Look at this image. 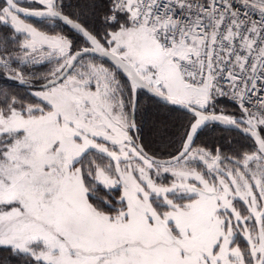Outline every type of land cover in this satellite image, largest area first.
Here are the masks:
<instances>
[{"label":"snow or ice","instance_id":"1","mask_svg":"<svg viewBox=\"0 0 264 264\" xmlns=\"http://www.w3.org/2000/svg\"><path fill=\"white\" fill-rule=\"evenodd\" d=\"M77 7L0 2V248L18 264H264V0ZM142 90L190 116L163 155L141 140ZM209 126L251 150L197 144Z\"/></svg>","mask_w":264,"mask_h":264},{"label":"trees","instance_id":"2","mask_svg":"<svg viewBox=\"0 0 264 264\" xmlns=\"http://www.w3.org/2000/svg\"><path fill=\"white\" fill-rule=\"evenodd\" d=\"M2 2V0H0ZM66 5H71L72 8L79 12L80 8L77 5H82L85 0H64ZM107 3L108 0H103ZM68 12V9H65ZM88 12L91 23L98 29H103L100 16L102 15L100 9H96L95 14L85 9ZM6 30V29H5ZM63 31L70 37L78 40L74 34L69 31L68 27H64ZM36 72L47 71L45 67H37L34 69ZM123 78V77H122ZM15 87V84L11 81L8 82ZM23 90V89H21ZM142 104L141 111L137 114V124L141 133V140L145 144L146 150L150 154L163 155L166 151H171L173 148L167 147L168 140H176L179 135L180 126L185 124L190 118L189 114L185 111L179 110L172 106H162L161 103L150 96L143 90L138 94ZM217 109H223L227 114H232L238 111L237 105L229 98L218 97L216 98ZM165 121L167 124V137L165 140L159 139L154 135V126L159 121ZM197 144L207 146L209 148L213 146L221 147L222 151L229 155L235 154L236 149L249 150L248 141L238 131L225 132L223 128L218 126L206 127L199 135ZM120 195V194H119ZM118 195V196H119ZM117 196V198H118ZM0 264H18L15 257L10 253L0 248Z\"/></svg>","mask_w":264,"mask_h":264},{"label":"water","instance_id":"3","mask_svg":"<svg viewBox=\"0 0 264 264\" xmlns=\"http://www.w3.org/2000/svg\"><path fill=\"white\" fill-rule=\"evenodd\" d=\"M144 92H146V90H143ZM147 93V92H146ZM150 96H152V97H154L152 94H150V93H148ZM155 98V97H154ZM155 99H157V98H155ZM158 100V99H157ZM169 106H172V107H175V108H177V109H179V110H182V111H185V112H187L184 108H183V106H180V105H169ZM188 113V112H187Z\"/></svg>","mask_w":264,"mask_h":264},{"label":"rangeland","instance_id":"4","mask_svg":"<svg viewBox=\"0 0 264 264\" xmlns=\"http://www.w3.org/2000/svg\"><path fill=\"white\" fill-rule=\"evenodd\" d=\"M29 22H32V21H29ZM250 150H251V149H249V151H250ZM119 194H121L120 190H117V191H114V192H113V195L116 196V197H117ZM118 197H119V196H118ZM109 199H111V197H109ZM241 246H242V247L244 246V245H243V242H241Z\"/></svg>","mask_w":264,"mask_h":264},{"label":"built area","instance_id":"5","mask_svg":"<svg viewBox=\"0 0 264 264\" xmlns=\"http://www.w3.org/2000/svg\"><path fill=\"white\" fill-rule=\"evenodd\" d=\"M225 90H227V85H225ZM225 98H229V97H225ZM230 99V98H229ZM231 100V99H230ZM232 101V100H231ZM233 102V101H232Z\"/></svg>","mask_w":264,"mask_h":264}]
</instances>
